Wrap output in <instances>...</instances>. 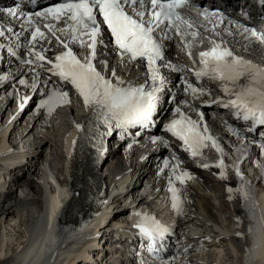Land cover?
Masks as SVG:
<instances>
[{"label": "snow or ice", "instance_id": "1", "mask_svg": "<svg viewBox=\"0 0 264 264\" xmlns=\"http://www.w3.org/2000/svg\"><path fill=\"white\" fill-rule=\"evenodd\" d=\"M186 3L187 0H63V2L47 8L44 12L25 13L20 10V5L17 4L15 7L7 9L6 14L13 18L27 17L29 25L32 24V15L45 19L51 17L57 21L64 18L71 21L72 24L70 29L65 28L60 31L68 32L70 30L71 39L73 41L79 40L81 45L85 43L82 37H88L90 41L87 44L89 55L86 59L83 61L78 59L68 48V44L64 43V47L68 50L56 55L53 61L46 59L42 52L34 51V42L37 41V38L45 39V34L39 27H36L31 32V40L29 41L32 47L28 49L29 55L35 59L24 60L22 63L28 65L36 63V66L40 68L44 64L37 62L50 64L49 71L51 74L70 84L83 99L85 107L93 109L95 118L111 134L113 128L126 129L134 125L146 127L151 121L156 109L157 92L160 91V87L164 83L157 61L165 60L164 41L172 38L168 34L169 30H174L186 49L190 48V45L184 41L185 35H190L193 39L198 35L197 32L183 30L193 27L192 23L184 19L177 11ZM98 17H102L99 22ZM102 24L111 31L122 55H127L130 60L139 58L147 61V79L152 81L151 87H146L145 84L121 86L124 81L117 77L114 71L112 76L116 82L113 83L111 79L102 74V70L108 68L107 63L103 60H99L97 64L93 63L97 56L98 37ZM44 27L55 35L52 24H45ZM8 31L11 32L12 29L9 28ZM206 31L210 33V36L222 34L216 32L215 26ZM243 31L250 33L251 37L257 41L264 42V36H258L254 30L245 28ZM156 33H159L158 37L155 35ZM4 36L5 32L0 30V37ZM245 38L247 39V37ZM204 39L211 46L208 50L198 53L201 67L195 75L197 77L207 75L212 79L221 81L223 91L236 97L227 102L214 101V103H221V106L225 108L236 109L237 114L242 112L245 121L251 119L254 124L264 125V67H258L251 61L234 55L230 48L224 46V41L218 43L209 37H204ZM189 56H191V52H189ZM163 66L171 67L173 71L180 70L170 64ZM39 76L40 74L37 72L30 85L34 91L37 90ZM0 79H7V77H0ZM228 82L233 85L234 92L229 90ZM19 83L23 85L26 84V81L20 80ZM47 83L48 81H44L45 85ZM184 83L187 85L185 91L191 90L193 96L198 93L197 88L188 84L187 81ZM45 95L47 98L41 101L40 107L47 108L49 112L58 104L70 102L68 92L53 90ZM176 111L180 118L173 119L165 126V130L183 142L186 152H189L193 157L200 156L201 150L207 147L206 141H211L213 148L218 152H223L216 139L210 135H205L208 132L207 126L203 128V133H201L195 121L188 119L184 113L180 112L179 108ZM201 119H203L202 115ZM79 127L77 125V128ZM136 134L139 135V132ZM161 142L163 143V141ZM165 146H167L166 143ZM164 167H169L167 160L164 161ZM203 167L207 168L209 164L204 163ZM215 167L220 169V178L226 179L223 159L217 161ZM171 168L175 175L178 166L172 165ZM236 174L240 175L238 169ZM186 178H190L186 172L175 175V179L179 180L181 184ZM169 191L172 194V207L179 213V198L171 179H169ZM134 214L139 217L134 227L139 229L143 237L152 242L148 245L149 249L152 250L155 241L157 239L162 240L168 229L147 214L142 215L139 212ZM163 247L160 245L161 250ZM161 264H169V261L162 260Z\"/></svg>", "mask_w": 264, "mask_h": 264}, {"label": "bare ground", "instance_id": "2", "mask_svg": "<svg viewBox=\"0 0 264 264\" xmlns=\"http://www.w3.org/2000/svg\"><path fill=\"white\" fill-rule=\"evenodd\" d=\"M106 53H108V51H106ZM108 72H110V69ZM63 117H65V115L60 114L53 119H61ZM49 124L53 128L47 131L40 125L39 119L35 120V125L26 126L24 130L18 126L7 128V131L10 129L9 142L15 144L17 147L21 148V150L31 152L32 156L29 155L27 157L28 163L25 164L24 167L13 172V174H9L15 178L10 181L7 187L6 177L8 176H5L7 172L0 170V189L4 190L0 192V263L51 264L50 257L47 260H45V257L42 263L40 256L31 257V260L23 262L22 257L26 254L17 251L20 246H28L34 238L35 244L39 242L38 232L44 229V225L48 219L46 209L42 210L46 200V198L43 197L42 191L45 190L48 193L52 190L53 186L52 180L48 179V176L52 173L47 169V160L50 164H52V161L60 164V166L56 168L58 171V173H56V178L65 187L62 209L51 213V219L54 223L52 225H54L53 228L57 231V233L54 231V235L56 233V238L59 243L66 244L71 241L73 247H77L83 237L81 232L84 228H78L74 231V227H71V224L75 218L87 212L84 208V200L87 195H85L84 191H80L78 185L80 182L76 180V175L72 176L70 167V171L67 172L66 150L63 148L59 149L56 143L57 139L55 142V136L52 137V133L57 131L58 125L55 123ZM67 126H69L68 123H66V127ZM35 132L37 133L36 136L34 135ZM67 132L68 130L65 131L63 139L67 138ZM31 137H33L32 141L37 139L35 143L30 141L28 145L27 143L22 144V142L29 140ZM18 139L20 144L15 143ZM52 141L55 143L53 148L49 146ZM45 152L51 153L52 155L50 154L45 158L43 157ZM23 157L25 158L26 154H23ZM106 164V168L111 170L110 176L106 181L118 183L121 185L118 193H124V196L116 198L105 211V217L107 218L111 215V208L114 211L106 229L95 225V232L97 235L102 232L103 237L106 236L107 239H110L105 232L124 212V210L120 208L121 197H123L124 201L131 198L133 205L141 207L147 203L148 195L150 194H147V197L142 199L138 198L140 196L138 191L141 187V181L146 175H144V171L139 172L136 170V165L133 167V170L132 166L125 165L123 157L117 152L113 154L112 159L107 161ZM145 165L147 166L148 164ZM131 172L132 174L130 175ZM137 173L139 174L138 176ZM133 178L135 179L134 183H132ZM69 186L73 192L76 190L79 191V196L75 197L71 193L72 199L68 201L71 189L69 191L66 190L69 189ZM248 186L250 189H254L256 192L258 191L251 183H249ZM230 189L231 191H229ZM207 190L215 194L214 196L219 206L217 211L219 216L226 222L225 229L220 226V223L217 221L218 218L212 211L209 197L206 196ZM190 193L193 203H190L191 215L188 216V222H191L196 228L192 231L193 234L201 232L202 235L200 238L204 239L203 244L205 247H208V249H203L200 252L186 256L185 261H180L178 264H242V258L246 250L245 245L248 243V231H246L248 219L246 213H244L240 207L239 188L237 186L221 187L211 179L205 178L202 189L199 187H192ZM197 204H200L202 214H198L195 211ZM55 209H57V207ZM55 209L53 211H55ZM193 209L194 211H192ZM11 222L12 225L10 224ZM16 227H18V229H16ZM98 228L100 229L98 230ZM12 233H14V235H12ZM84 235L92 234L87 230ZM206 237H212V239ZM87 244H90V242ZM30 246L31 245H29L28 248ZM59 253L68 256H62L60 264L64 258H68L69 260L67 259L62 264H75V260L73 261L69 258L72 255L64 250L63 244ZM9 254L10 256L7 257ZM81 255L83 258L85 257L84 253H81L76 254L73 259ZM94 262L97 263L95 259ZM53 264H57V261ZM244 264H248L246 260H244ZM250 264H259V262H252Z\"/></svg>", "mask_w": 264, "mask_h": 264}, {"label": "rangeland", "instance_id": "3", "mask_svg": "<svg viewBox=\"0 0 264 264\" xmlns=\"http://www.w3.org/2000/svg\"><path fill=\"white\" fill-rule=\"evenodd\" d=\"M65 126L64 125H59L58 126V128H64ZM57 128V129H58ZM52 137H54L53 135H52ZM56 139H57V142H56ZM55 142L58 144V148H59V144H60V137L59 138H55ZM53 145H55V143L52 141L51 142V145H49L50 147H52L53 148ZM48 146V147H49ZM50 154L49 153H46L45 152V154L43 155V157H47V156H49ZM52 155V154H51ZM53 157V156H52ZM52 165V164H51ZM54 172H56L57 170H56V168L58 167V166H60V164L59 163H55L54 162ZM73 192V190L71 191L70 190V193H69V199H68V201L70 200V199H72V195H71V193ZM215 194L214 193H208V196H209V200H210V204H211V208H212V211H213V213L216 215V217L218 218L217 219V221H218V223H220V226L222 227V228H226V222H224V220L219 216V213H218V211H217V209H218V201H217V199H216V197L214 196ZM196 210H197V212L198 213H200V214H202V210H201V208L199 207V206H197V208H196ZM11 225H12V222L10 223ZM9 224V225H10ZM8 227V226H7ZM0 233H1V228H0ZM12 235H14V233H12ZM23 247V246H22ZM7 251V250H6ZM10 256V254L7 256V257H9ZM3 260V259H2ZM0 264H5V263H0Z\"/></svg>", "mask_w": 264, "mask_h": 264}]
</instances>
